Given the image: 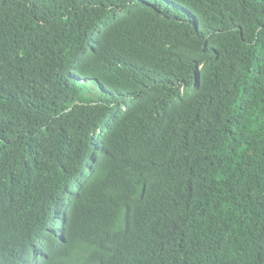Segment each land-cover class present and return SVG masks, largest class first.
<instances>
[{
  "label": "trees",
  "instance_id": "1",
  "mask_svg": "<svg viewBox=\"0 0 264 264\" xmlns=\"http://www.w3.org/2000/svg\"><path fill=\"white\" fill-rule=\"evenodd\" d=\"M0 264H264V0H0Z\"/></svg>",
  "mask_w": 264,
  "mask_h": 264
}]
</instances>
